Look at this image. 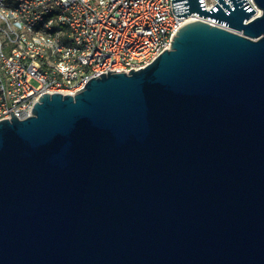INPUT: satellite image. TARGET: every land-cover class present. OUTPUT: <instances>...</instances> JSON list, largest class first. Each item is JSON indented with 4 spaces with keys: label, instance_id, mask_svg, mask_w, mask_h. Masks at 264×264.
<instances>
[{
    "label": "water",
    "instance_id": "water-1",
    "mask_svg": "<svg viewBox=\"0 0 264 264\" xmlns=\"http://www.w3.org/2000/svg\"><path fill=\"white\" fill-rule=\"evenodd\" d=\"M253 3L171 0L217 24L186 23L145 66L0 120V264H264Z\"/></svg>",
    "mask_w": 264,
    "mask_h": 264
},
{
    "label": "built area",
    "instance_id": "built-area-1",
    "mask_svg": "<svg viewBox=\"0 0 264 264\" xmlns=\"http://www.w3.org/2000/svg\"><path fill=\"white\" fill-rule=\"evenodd\" d=\"M197 19L217 24L176 15L171 0H0V120L30 115L42 93L74 94L107 70L145 66Z\"/></svg>",
    "mask_w": 264,
    "mask_h": 264
},
{
    "label": "rangeland",
    "instance_id": "rangeland-1",
    "mask_svg": "<svg viewBox=\"0 0 264 264\" xmlns=\"http://www.w3.org/2000/svg\"><path fill=\"white\" fill-rule=\"evenodd\" d=\"M6 50H7V48H4V51H5V52H7Z\"/></svg>",
    "mask_w": 264,
    "mask_h": 264
}]
</instances>
